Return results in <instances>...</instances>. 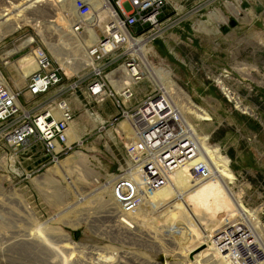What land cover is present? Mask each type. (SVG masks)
Instances as JSON below:
<instances>
[{"label":"rangeland","instance_id":"374dc122","mask_svg":"<svg viewBox=\"0 0 264 264\" xmlns=\"http://www.w3.org/2000/svg\"><path fill=\"white\" fill-rule=\"evenodd\" d=\"M20 1L0 0V10L7 12L12 2ZM42 1L24 2L20 7L30 9L28 14L21 17L17 11L13 30L0 31V83L22 92L23 109L40 111L59 89L25 104L29 98L22 78L25 68L34 64L33 50L42 48L59 68L63 85L74 81L78 85L77 92L63 97L74 105L72 127L84 135L79 139L82 143L75 142L58 165L39 170L43 159L31 161L27 151L8 148L0 126V264H231L222 246L264 257V194L248 192L230 167L233 196L252 214L249 225L237 217L236 207L224 192L217 190L214 175L193 179L190 165L179 163L166 174L162 189L143 195L145 202L135 214L119 213L111 201L108 175L117 173V161L128 158L121 132L128 134L129 122L121 119L118 125L100 131L101 109L113 101L106 98L96 103L88 97L85 89L93 73L83 60L89 45L85 52L81 50L87 44L82 40L102 36L103 29L95 27L102 17L92 12L85 17L91 26L76 35L71 24H65L74 1L49 0L41 5ZM84 1L93 10L91 1ZM55 7L64 11L59 14ZM160 22L162 29L147 44L153 73L142 65L145 76L134 86L139 90L137 99L158 90L156 79L167 83L164 92L178 105L189 127L187 138L195 148L196 143L205 146L215 162L227 159L201 132L211 117L214 122L213 112L193 96L192 89L198 91L204 83L216 91L213 95L225 108L257 117L247 100L264 88L258 86L264 82V0H165ZM146 31L131 28L137 39ZM123 52L121 48L116 53L110 70L122 69L127 58ZM112 108V117L118 115L114 104ZM195 110L205 113L208 120H199ZM199 155L196 151L194 158ZM121 219L130 225L125 227Z\"/></svg>","mask_w":264,"mask_h":264},{"label":"built area","instance_id":"2783aa9c","mask_svg":"<svg viewBox=\"0 0 264 264\" xmlns=\"http://www.w3.org/2000/svg\"><path fill=\"white\" fill-rule=\"evenodd\" d=\"M104 1L111 6L113 17L108 29L103 30L97 42L86 50L93 62V77L85 91L96 103L110 98L118 110V115L101 124L100 131L105 130V126L118 125L121 119L129 122L128 134L121 132L124 145L128 146V158L123 163L117 161V173H109L108 180L111 182V201L119 213L135 214L144 201L143 195L147 197L162 189L166 174L178 163L184 165L191 162L189 171L193 179L207 180L214 174L205 159L194 158L198 149L193 140L187 138V128L178 105L167 93L158 88L153 94H145L143 100L130 107L135 99L133 87L145 76L140 59L136 54L127 52L129 38H137L131 28H146L147 31L141 37L147 40V44L152 43L157 37L154 34L162 29L160 17L165 0ZM74 8L81 18L92 13L91 6L84 0H76ZM83 30L79 19L73 23L76 35H81ZM121 48H124L122 55L127 54L122 69L110 70L114 56ZM32 53L36 70L26 77L29 99L24 100V103L44 97L55 88L59 89L57 95L40 111L31 113L23 109L19 102L22 95L20 90L0 83V126L5 132L4 142L8 148L18 152L27 151L28 160L43 159L40 170L59 163L75 147V142H68L74 110L63 96L67 92H77L78 85L76 81L63 85L64 79L59 68L54 66L42 48H36ZM243 237L248 238L246 233ZM222 249H225L230 258L228 260L233 264H260L264 260L263 254L258 252L246 253L236 247L226 246H222Z\"/></svg>","mask_w":264,"mask_h":264},{"label":"crops","instance_id":"0c3cea01","mask_svg":"<svg viewBox=\"0 0 264 264\" xmlns=\"http://www.w3.org/2000/svg\"><path fill=\"white\" fill-rule=\"evenodd\" d=\"M201 86L202 88H199L198 91L192 89L193 96L200 97L201 102L209 107L214 117V122L211 117L201 132L229 160L231 171L243 179L242 185L248 188V192L264 194V101L262 102L264 88L256 90L257 94L247 100L249 110L257 116L254 118L250 113L244 114L225 108V105L213 95L216 92L213 88L204 83ZM258 86L264 87V82ZM138 91L136 87H133L135 99L131 102L130 107L139 101L137 99ZM257 97L259 98L257 99ZM112 105L111 101L104 103L101 113L105 118L99 114L101 124L109 121L114 115ZM76 129L78 133L81 132L79 135L83 137V130ZM38 159L40 158L31 159V161ZM261 203L264 205V200Z\"/></svg>","mask_w":264,"mask_h":264},{"label":"bare ground","instance_id":"6f19581e","mask_svg":"<svg viewBox=\"0 0 264 264\" xmlns=\"http://www.w3.org/2000/svg\"><path fill=\"white\" fill-rule=\"evenodd\" d=\"M28 1H30V0H23L22 2L20 1L18 4H14L12 2L10 4L11 6L8 7L9 8L8 11L10 13H7L8 11L5 12L6 11V10H4L5 8L0 10V31L7 32V31L13 30V22L15 21L17 15H19V14L16 13L17 11H19L20 15H22L21 17H25L24 15L28 14V11L30 9L27 10V11H24V10H21L23 6L20 7L22 4H24V2H28ZM46 1H49V0H43L42 3H40V4L42 5ZM72 1H74V3H75L76 0H72ZM90 1L94 5V6H92V8H93L92 12L100 14V16L102 17V19H100V21H102L101 24L96 25L95 27H100L104 31L107 30L108 27H109V23L112 21V17H113V10H112L111 6L108 3H106L104 0H90ZM38 5L36 7H38ZM17 7H19V8H17ZM55 8H56V10H58L57 7H55ZM22 11H23V13H21ZM63 11L64 10H62V11L58 10V13L60 14ZM106 18L109 19L108 23L107 22L104 23V20H106ZM18 19L20 20L21 18H18ZM78 19H79V21H81V24H82L83 28H87L88 29L89 26H91V24H89L88 21L86 22V18H81V17L77 16V14L75 12L74 4H73L70 12L66 13V15H65V24L66 25L68 23L71 24L70 26H71V29H72L73 33H74V31H73V23L75 21H77ZM52 23L54 24L55 21L54 22L52 21ZM64 28L67 29L69 27L65 26ZM57 29L59 30L60 28H57ZM90 39H92V40H82L85 43L87 42V44L84 45L82 47V49H81L83 52H85V50L88 47V45L91 46V45L95 44L97 42L98 37H96V38L92 37ZM84 42H83V44H84ZM147 43H148L147 40L142 38V37L138 38V39L135 38L134 40L129 38L128 51L127 52L132 53V54H136L137 57L140 59L142 65H143V68L145 70L151 72L152 71L151 70V66L149 65V63L147 61V55L151 51V48L147 45ZM81 46H82V44L78 45V47H80V48H81ZM85 55H86L87 59L83 60V62L86 65L92 67L93 66V62L87 56L86 52H85ZM25 69H26L27 72L23 73L24 78H22V79H26V77L28 75L32 74L36 70V64L34 63L32 66L27 67ZM152 73H153V71H152ZM155 83H156V87H158L163 92L165 91V86L164 85L168 86L167 83H164V85L161 84L160 79L159 80L156 79ZM222 91L224 92V94L227 96V98L229 100H233V98L231 97L230 94H228L227 91H225L223 89H222ZM164 93L168 94L167 91L164 92ZM234 101H235V99H234ZM236 104H238V103H236ZM191 111H193V110H191ZM194 113L197 115L199 120H205V121L208 120V116L205 113L199 112L197 110H195ZM71 124H70V128H69L68 142L69 143L70 142H81V140H79L80 136H81L79 134H81V132L78 133L77 129L72 127ZM186 128L189 129V127H186ZM196 145H197L198 151L200 153V156H202L203 159H206V161L208 160V164L210 165V168H211V170L213 171V174H214L215 183H216V185L219 184V186H218L219 188H217V190L224 192V194L229 198L230 202L233 203L234 207H236V210L239 213V216H241L242 218H240L237 215H235V217L237 216L240 220L242 219L245 223H247L249 225V221L251 220V218H249V217H252V214H251L250 211H248L246 208H244L242 206L241 202H239V201H237L235 199V195L233 196V190L230 187V182L229 181L234 182V176L231 174V171L228 168L229 167V161L227 159H219L218 161L215 162V159H212L213 156H210V158H209V152H207V150L204 148L205 146H199L198 143H196ZM202 145H204V142H202ZM59 163H57L56 165H58ZM188 165H191V162L188 163ZM120 222H122V224L124 226L125 225L126 226L130 225V223L128 221H126L125 219H121ZM250 228H251V225H250ZM257 238L261 240V238L259 236ZM258 242H260V241H258Z\"/></svg>","mask_w":264,"mask_h":264},{"label":"water","instance_id":"95a60500","mask_svg":"<svg viewBox=\"0 0 264 264\" xmlns=\"http://www.w3.org/2000/svg\"><path fill=\"white\" fill-rule=\"evenodd\" d=\"M231 25H234V21L231 22Z\"/></svg>","mask_w":264,"mask_h":264}]
</instances>
